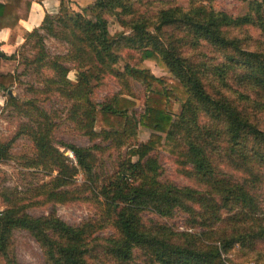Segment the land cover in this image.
<instances>
[{"label":"trees","instance_id":"trees-1","mask_svg":"<svg viewBox=\"0 0 264 264\" xmlns=\"http://www.w3.org/2000/svg\"><path fill=\"white\" fill-rule=\"evenodd\" d=\"M42 1L2 0L0 30L14 31L27 20L31 4ZM214 1L188 0L186 8L162 7L149 17L130 0H96L79 12L61 0L58 13L27 33L14 55L0 53V67L21 62V74H34L42 85L40 97L22 102L8 95L19 76L0 71L3 108L23 119L12 139L0 140V164L11 161L13 142L25 137L33 156L24 166L49 179L32 191L34 199L52 205L94 202L99 208L98 218L73 227L59 219L55 206L46 216L32 217L28 209L37 202L0 193V264H18L14 231L30 234L44 264H228L223 255L235 247L264 248V131L244 109L264 112V42L251 50L249 35H232L251 29L264 38V0H240L248 12L237 18L213 9ZM107 15L126 33L112 37ZM48 39L64 45L65 53L50 55ZM123 55L134 64L125 61L117 71ZM144 62L162 63L171 77L156 78L137 67ZM106 77L126 87L129 79L139 83L147 95L144 111L135 110L128 89L97 104L93 95ZM53 93L70 104L66 119L91 142L107 143L106 151L125 149L110 173L103 171L102 145L55 140V117L41 103ZM173 101L181 104L178 116ZM139 128L150 133L143 143L136 139ZM178 141L184 149L180 171L191 173L199 189L160 180L163 169L154 153ZM177 212L185 215L183 231L145 217L171 221ZM105 227L113 233L102 239L100 250L93 235Z\"/></svg>","mask_w":264,"mask_h":264},{"label":"rangeland","instance_id":"rangeland-1","mask_svg":"<svg viewBox=\"0 0 264 264\" xmlns=\"http://www.w3.org/2000/svg\"><path fill=\"white\" fill-rule=\"evenodd\" d=\"M253 1V0H248ZM134 4L135 8L146 14L149 17H154L156 12L162 7H173L180 6L186 8L188 6V0H130ZM212 8L216 11H223L231 17L237 18L245 15L248 12V3L241 2L240 0H215L212 4ZM108 31L112 37L120 33H126L113 17H108ZM244 34L249 35L248 37L252 39L251 50L258 49L259 42H264V38L261 37L256 30L242 29L232 32V35L242 37ZM258 42V43H257ZM46 48L50 55H58L65 53V46L58 43L53 39H48L45 41ZM264 45H262V50ZM27 56H32L31 52L27 53ZM127 61L130 64H134V60H128L126 57H122L121 61L115 67L117 71H122L123 63ZM10 63L7 70L16 73L19 77L16 84L11 88L12 96H14L19 101L31 100L40 97L36 94L42 85L39 80L34 76V74L28 72L22 75L24 66L17 61L7 62ZM140 69L149 70L153 76L156 78L171 77V75L166 71L162 63L160 62H144L137 66ZM68 78L71 82L75 81V72L71 71ZM127 87L125 83L121 80H117L114 77H106L102 80L100 85L94 92L93 99L97 104L101 103L106 98L112 95L125 94L126 90H130L132 93L131 100L135 104V110L138 113H142L145 107L146 93L144 88L132 80H127ZM6 94L0 91V140H10L15 135L18 125L23 120L9 108H3L5 102ZM42 108L46 110L49 114L55 117V133L54 138L57 142L63 144H71L78 147H89L93 144L102 145L105 147L102 154L103 160V171L110 173L112 171L114 163L117 161L118 155H123L125 149L121 151H115L114 149H107V143H101L100 140L91 142L88 137L84 136L82 132L78 131L75 126L66 119V113L70 104L59 95L53 93L49 98L41 99ZM246 114L250 115L251 121L256 122L261 130L264 131V112L258 113L252 108L251 105H246L244 108ZM181 111V104L178 101H173L172 113L178 116ZM149 132L143 128L137 130L136 139L139 143H143L148 139ZM174 144V145H173ZM172 145L164 146V148L154 153L157 157L159 165L163 169L161 181L170 182L178 187H190L193 189H199V182L197 179L188 174L182 175L180 171L181 157L184 154V149L181 143L178 141ZM61 152L72 158L71 153L66 150H61ZM12 159L8 163L0 164V193L7 194L9 198H25L26 200H34L37 205H34L28 209V214L32 217L46 216L50 213L51 209L55 206V211L60 220L69 226H80L82 223L89 220H94L99 216L98 205L94 202H75L72 204H47L40 203V199H34L32 191L41 186L43 183L47 182L49 179L40 169H27L24 166V161L27 158L33 156V147L29 140L25 137H20L13 142L11 148ZM190 169V166H187ZM82 176L76 178V185L82 183ZM264 199H262L261 206L264 208ZM33 201V202H34ZM5 203L2 197H0V211L4 210ZM158 223H168L170 227L177 230L183 231L185 215L177 212L171 221L160 220L154 215L147 214L145 216ZM113 233L112 229L105 227L96 232L93 237L98 238L97 243L101 247L104 245L102 239L108 238ZM13 248L14 255L18 264H44V258L41 249L35 240L26 231H14L13 232ZM97 249V251H99ZM227 260L228 264H264V248H258L253 252H245L239 250L235 247L228 255H223ZM95 257L99 258V256ZM90 263L93 264L91 260ZM102 264V259H100Z\"/></svg>","mask_w":264,"mask_h":264},{"label":"crops","instance_id":"crops-1","mask_svg":"<svg viewBox=\"0 0 264 264\" xmlns=\"http://www.w3.org/2000/svg\"><path fill=\"white\" fill-rule=\"evenodd\" d=\"M69 11L79 12L83 8L91 7L96 0H64ZM2 0H0V3ZM61 0H44L41 3L33 2L31 4L27 20L20 21L18 27L14 30H0V53L7 57L14 55L24 44L25 35L38 29L46 15L54 16L58 13ZM10 63L2 62L0 71L3 74H12L7 70Z\"/></svg>","mask_w":264,"mask_h":264},{"label":"water","instance_id":"water-1","mask_svg":"<svg viewBox=\"0 0 264 264\" xmlns=\"http://www.w3.org/2000/svg\"><path fill=\"white\" fill-rule=\"evenodd\" d=\"M11 93L10 92H8V95H10Z\"/></svg>","mask_w":264,"mask_h":264}]
</instances>
